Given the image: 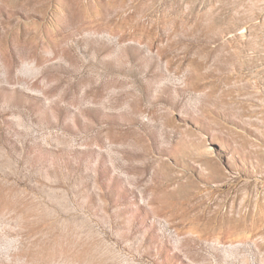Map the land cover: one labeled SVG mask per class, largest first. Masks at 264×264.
Wrapping results in <instances>:
<instances>
[{
    "label": "rangeland",
    "instance_id": "obj_1",
    "mask_svg": "<svg viewBox=\"0 0 264 264\" xmlns=\"http://www.w3.org/2000/svg\"><path fill=\"white\" fill-rule=\"evenodd\" d=\"M0 264H264V0H0Z\"/></svg>",
    "mask_w": 264,
    "mask_h": 264
}]
</instances>
